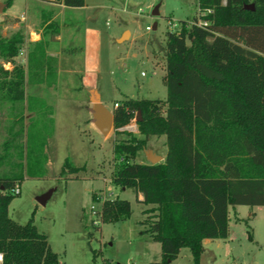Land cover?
<instances>
[{"label": "trees", "instance_id": "obj_1", "mask_svg": "<svg viewBox=\"0 0 264 264\" xmlns=\"http://www.w3.org/2000/svg\"><path fill=\"white\" fill-rule=\"evenodd\" d=\"M63 3L83 7L85 0ZM252 3L254 10L244 7ZM5 4L10 7L12 0ZM197 5L192 21H181L166 35L167 98H126L113 110L116 128L129 123L133 110L142 113L139 134L120 131L126 137L114 140L112 182L141 193L140 201L151 205L140 221L161 245V259L151 264H170L183 247L192 254L190 264H201L204 239L228 237L231 207L264 206V0H197ZM2 30L0 21V101L25 103L29 76L15 62L26 44L25 32L7 36ZM41 44H35L30 62H38ZM36 102L46 104L34 97L26 101L29 108ZM14 118L21 121L23 115ZM43 133L28 137L26 165L19 160L13 168L0 169L1 264H59V254L32 219L20 224L9 215L14 189L25 174L45 173L38 167ZM154 135L166 136L165 160L137 162L138 152ZM14 138H7L0 166L12 160L10 147H17L23 158L26 150ZM132 211L129 200L104 199L98 220L117 222Z\"/></svg>", "mask_w": 264, "mask_h": 264}, {"label": "rangeland", "instance_id": "obj_2", "mask_svg": "<svg viewBox=\"0 0 264 264\" xmlns=\"http://www.w3.org/2000/svg\"><path fill=\"white\" fill-rule=\"evenodd\" d=\"M0 2L3 4L0 12L3 34L9 36L18 29L25 31L24 24H10L11 18L17 19L12 15L23 11L24 0H12L8 8L6 0ZM85 3L82 9H67L60 20L68 24L64 47L76 54L75 62L81 67L87 62V55L88 58L92 55L93 59L96 56L93 70L82 68V77L79 73L66 72L47 75L50 81L57 79L58 83L53 90H43L48 100L45 106L36 102L29 108L26 101L15 104L0 101V156L5 152L7 138L13 136L14 143L26 150L19 159L18 148L10 147L12 160H3L1 171L13 168L19 160L24 165L28 163L29 136L44 132L46 138L41 153L39 148L38 166L45 173L41 177L25 174L20 184L21 193L10 203L9 215L20 224L32 219L59 254V264H151L159 261L162 254L160 243L145 233L140 224L143 210L151 205L141 202L133 189H122L112 182L116 164L114 140L126 137V134H118L120 131L139 134V111H132L127 125L114 126L104 136L92 122L89 91L96 89L101 101L112 111L117 101L126 98L166 99V35L170 30H177L181 21H192L198 10L197 0H85ZM156 5H159V14L153 15ZM40 19L39 15L35 16L33 28L36 30L44 26ZM155 23L157 28L153 29ZM51 28L44 30L47 41H52ZM88 29L99 34L94 51H71L87 47ZM126 31L130 32V37L119 42ZM22 61L21 57L15 59L18 64ZM63 65L66 66L65 61ZM3 66L9 70L13 67L4 62ZM28 76L31 83L44 80L43 74L32 69ZM165 109L163 107L162 111ZM20 115L23 120L17 121L14 116ZM148 150L165 159L166 136H150L136 161L148 162ZM66 160L68 166H65ZM49 190H53L52 196L45 205L40 204L36 198ZM117 197L130 201L131 216L117 222H98L96 212L102 201ZM239 218L241 220L237 221ZM204 248L201 264H264V206L231 207L228 237L209 239ZM191 262L189 248L183 247L170 264Z\"/></svg>", "mask_w": 264, "mask_h": 264}, {"label": "crops", "instance_id": "obj_3", "mask_svg": "<svg viewBox=\"0 0 264 264\" xmlns=\"http://www.w3.org/2000/svg\"><path fill=\"white\" fill-rule=\"evenodd\" d=\"M23 4V11L19 15H12L17 17V19L11 18L12 22H10V24L12 23L11 25L13 26L24 24L25 27L24 32L26 33V44L22 49V53L18 57H21L23 60L21 64L26 70L27 77L30 69H32L34 72L41 73L44 76V80L42 81H35L32 83L27 81L25 87L26 101L28 100V98L34 97L42 99L43 101H45V103H47L48 100L46 99V95L43 94V90H53L54 88H56L58 83L57 79H55V81H50V78H48L47 75L52 74L54 76H58L66 72L72 74L79 73L82 77L84 74L82 72L84 69L82 70V68L88 70L92 69V65H94L93 60L96 56L93 59V56L90 54V58H88V55L86 57L85 61L87 62L82 63V66L83 64L84 66H79V63L75 62V59H77L76 54H72L63 45L65 37L64 32L66 31L65 27L68 24L60 20L61 16L65 13L67 9H73L72 11H76V9L84 8L86 6V3L83 7H67L64 5L63 0H24ZM6 14L9 15L8 13ZM36 15H39L41 18L40 21H43L44 23V26L39 30L33 28V25L36 23L34 22ZM18 18H20L21 21ZM48 26L53 27L51 28L52 34L50 36L52 41H47L44 37V30H47ZM98 35L99 34L96 30L88 29V41L86 43L87 47L75 48L71 49V51L74 50V52H76L77 50L82 49L81 51L84 53H92L97 46ZM73 39L76 40L74 34ZM37 43H42L41 45L43 46L44 51L39 56L38 62L34 61L35 59L31 60L30 62V56L32 59V51L34 50V46ZM64 61L66 66L63 65ZM164 160L165 159L163 157V161ZM137 197L139 200L143 199V195L141 193L137 194ZM208 240L209 239H204L203 244L206 243V241Z\"/></svg>", "mask_w": 264, "mask_h": 264}, {"label": "water", "instance_id": "obj_4", "mask_svg": "<svg viewBox=\"0 0 264 264\" xmlns=\"http://www.w3.org/2000/svg\"><path fill=\"white\" fill-rule=\"evenodd\" d=\"M246 9L254 10V4H247L244 6ZM3 10V4L0 3V12ZM153 15L159 14V5H156L153 9ZM157 28V23L154 24L153 29ZM130 37V32L126 31L124 35L118 40L119 42H123ZM89 99L92 103V107L90 109L92 114V122L96 126V128L104 135L107 136L112 129L114 128V114L113 111L110 110L104 103L101 101V97L99 92L96 89H91L89 91ZM141 112L137 116V121H140ZM147 160L151 164H157L163 161V157L161 155L155 154L152 150H148L146 152ZM53 190H49L48 192L38 196L37 201L45 205L47 201L52 196Z\"/></svg>", "mask_w": 264, "mask_h": 264}, {"label": "built area", "instance_id": "obj_5", "mask_svg": "<svg viewBox=\"0 0 264 264\" xmlns=\"http://www.w3.org/2000/svg\"><path fill=\"white\" fill-rule=\"evenodd\" d=\"M199 24H200V25H206L207 23H206V22H203V21H200ZM176 26H177V24L175 23V24H174V27H176ZM147 29L150 30V29H152V28H151V26H147ZM21 53H22V51H21ZM115 106L117 107L118 104L116 103ZM14 192H15L16 194H20V193H21L20 185H17V186L15 187ZM98 214H99V213H98V210H97V212H96L97 217H98ZM97 221L99 222V220H97ZM0 261H2V255H1V254H0Z\"/></svg>", "mask_w": 264, "mask_h": 264}]
</instances>
